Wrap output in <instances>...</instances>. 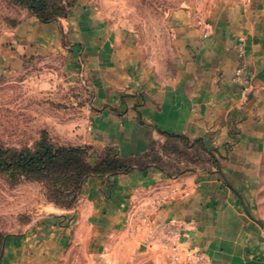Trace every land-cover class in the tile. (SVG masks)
<instances>
[{"label": "crops", "instance_id": "1", "mask_svg": "<svg viewBox=\"0 0 264 264\" xmlns=\"http://www.w3.org/2000/svg\"><path fill=\"white\" fill-rule=\"evenodd\" d=\"M167 23L169 46L147 58L84 4L30 16L0 34V72L60 52L69 80L88 83L87 143L132 163L85 182L94 242L137 213L140 239L166 242L174 261L264 264V0H215ZM29 241L10 244V264L46 258Z\"/></svg>", "mask_w": 264, "mask_h": 264}, {"label": "rangeland", "instance_id": "2", "mask_svg": "<svg viewBox=\"0 0 264 264\" xmlns=\"http://www.w3.org/2000/svg\"><path fill=\"white\" fill-rule=\"evenodd\" d=\"M214 1L43 0V9L58 19L78 4L95 8L129 31L150 58L170 44L169 15L182 9L206 14ZM33 2L0 0V34L30 16L41 20ZM65 61L60 52L37 55L18 70L0 72V148L46 153L41 165L13 174L0 171V264H10L12 242H27L30 251L32 239L35 251L46 256L39 264H202L174 261L166 242L155 246L154 240L140 239L144 216L137 213L126 216V228L103 232L93 241L85 182L115 168L100 164L106 155H97L87 143L92 92L88 83L69 80Z\"/></svg>", "mask_w": 264, "mask_h": 264}, {"label": "trees", "instance_id": "3", "mask_svg": "<svg viewBox=\"0 0 264 264\" xmlns=\"http://www.w3.org/2000/svg\"><path fill=\"white\" fill-rule=\"evenodd\" d=\"M36 2L34 0L33 4ZM37 7L32 8L42 21L48 22L52 19H55L57 16H47L45 14L44 3L43 0H37ZM46 153H41L39 155H30L29 153L16 152L13 153L10 150H3L0 148V171L13 174L18 170H26L30 167L41 165L44 163ZM100 164H104L106 166H113L115 169L108 171V174H117L124 171H127L131 168V162L128 160L122 159L119 156H110L106 155ZM103 175V174H102Z\"/></svg>", "mask_w": 264, "mask_h": 264}, {"label": "built area", "instance_id": "4", "mask_svg": "<svg viewBox=\"0 0 264 264\" xmlns=\"http://www.w3.org/2000/svg\"><path fill=\"white\" fill-rule=\"evenodd\" d=\"M236 76L239 80H243V67L237 69Z\"/></svg>", "mask_w": 264, "mask_h": 264}]
</instances>
